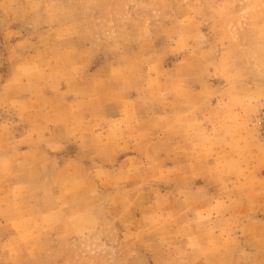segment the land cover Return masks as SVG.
Instances as JSON below:
<instances>
[{
    "label": "rangeland",
    "instance_id": "obj_1",
    "mask_svg": "<svg viewBox=\"0 0 264 264\" xmlns=\"http://www.w3.org/2000/svg\"><path fill=\"white\" fill-rule=\"evenodd\" d=\"M0 264H264V0H0Z\"/></svg>",
    "mask_w": 264,
    "mask_h": 264
}]
</instances>
